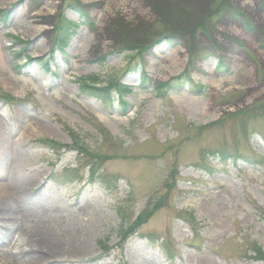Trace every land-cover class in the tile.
Masks as SVG:
<instances>
[{
  "label": "rangeland",
  "instance_id": "374dc122",
  "mask_svg": "<svg viewBox=\"0 0 264 264\" xmlns=\"http://www.w3.org/2000/svg\"><path fill=\"white\" fill-rule=\"evenodd\" d=\"M61 20L79 25L63 52ZM262 45L264 0H0V99L18 101L0 102V264H264L250 258L264 252ZM185 75L184 88L154 92ZM91 78L129 94L107 106L81 93ZM39 140L109 159L59 155ZM92 170L115 189L89 183ZM26 238L41 252L20 251Z\"/></svg>",
  "mask_w": 264,
  "mask_h": 264
},
{
  "label": "trees",
  "instance_id": "16d2710c",
  "mask_svg": "<svg viewBox=\"0 0 264 264\" xmlns=\"http://www.w3.org/2000/svg\"><path fill=\"white\" fill-rule=\"evenodd\" d=\"M72 7L75 10H78L81 15H83L86 18V22L90 23V19L89 17L86 15L83 7L80 4H74V2L72 3ZM221 8V2L217 5V7L214 9L215 11H218V9ZM238 16H240L238 14ZM62 17V16H61ZM64 20L59 21V23L57 24V35L55 36V42L59 45V46H63L65 45V43H67V38L68 35L71 33L72 29L77 28L76 26L74 27L73 24H66L65 22H63ZM205 23L206 20H204L201 23V28H205ZM71 35V34H70ZM264 47V45H263ZM137 49L139 50H144V48L142 47H137ZM105 58H103L104 60ZM92 83H89L87 80H81V91L82 93L92 96V97H96L101 99L102 101H104L105 103L109 104L111 103V99H112V94H113V89H117V91L119 93H122L123 96L129 94V88L128 87H124L122 85H120L118 83L117 80H112L110 82H108L106 87H98L96 84H94L96 82L95 78H91ZM178 83L176 85L179 86H184L185 84H190L189 78L187 75H185V79H178L175 80ZM3 97H7V99L9 101H12L13 98L10 96H3ZM251 116V115H250ZM252 117V116H251ZM259 118H262L263 115L259 114L258 116ZM41 143L45 144V145H50V146H55L57 147V143L53 142V141H41ZM61 148H64L63 146H60ZM74 147L75 149L78 151V153L80 155H82L83 157H89V158H97L98 160H102V161H106L107 159H109L108 156H104V155H98L92 151H90L86 146H84L83 144H81L80 142H75L74 143ZM220 154V159L222 161V163H227L226 161L229 159V154L224 152V151H220L217 152L216 154ZM215 153H212V155H216ZM207 167V166H206ZM78 172L77 170H71V171H66L65 176H67L68 178H70L71 176H77ZM104 180L102 178H99V180L101 179V181L110 186L111 181L109 179H107V176L105 174H103ZM97 174L94 170L91 171L90 174V181H94L95 179H97ZM176 184V182H174V185ZM166 203V198L163 197L161 199H159L158 201L154 202V201H150L148 202L147 206L145 207V209L137 216V218L135 219V221L133 222L132 225H130L126 231H122L121 232V240L122 242H126L129 237H131L132 235L136 234L138 230H140L143 226H145L154 216L157 212H159L161 209L164 208V205ZM194 220V219H193ZM252 259H254L255 261H262L264 262V252L261 248L256 247L253 251V255L250 256Z\"/></svg>",
  "mask_w": 264,
  "mask_h": 264
},
{
  "label": "bare ground",
  "instance_id": "6f19581e",
  "mask_svg": "<svg viewBox=\"0 0 264 264\" xmlns=\"http://www.w3.org/2000/svg\"><path fill=\"white\" fill-rule=\"evenodd\" d=\"M1 139H2V137L0 138V145H2ZM5 198H6L5 195H3V192H1V194H0V205H1V202L3 204L0 206V208L6 209L5 207L7 206V202H6ZM0 219L5 220V216L0 214ZM2 222H4V221H2ZM3 228H6V224H3ZM32 242L36 243V245L34 246ZM22 244L23 245H19V248H18L22 252L24 251L23 250L24 247L26 248L25 250H27V252H41V249H39L40 248L39 246H41V245L44 246V244L40 241L35 242L34 240H30L27 238L24 241H22ZM50 251H51V253L56 252V250L54 251L51 249H50ZM40 260L41 259H39L38 257H31L28 259V262L32 264V263H35V262L40 261Z\"/></svg>",
  "mask_w": 264,
  "mask_h": 264
}]
</instances>
